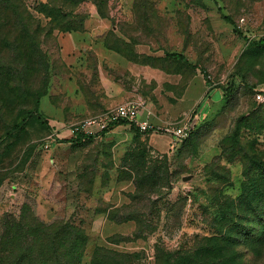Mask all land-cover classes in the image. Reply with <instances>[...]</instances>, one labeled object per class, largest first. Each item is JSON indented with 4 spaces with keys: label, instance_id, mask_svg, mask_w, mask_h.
Wrapping results in <instances>:
<instances>
[{
    "label": "rangeland",
    "instance_id": "1",
    "mask_svg": "<svg viewBox=\"0 0 264 264\" xmlns=\"http://www.w3.org/2000/svg\"><path fill=\"white\" fill-rule=\"evenodd\" d=\"M16 1L0 0V234L6 214L30 234H79L61 229L75 226L87 235L82 264L98 248L156 264L158 245L205 243L243 185L260 179L244 170L264 163V47L251 44L264 39V0H21L29 30ZM86 32L107 54L87 50L71 73L62 39ZM131 100L157 133L120 125L91 142L50 144L36 117H21L36 110L75 124ZM192 121L196 132L172 143L165 129ZM154 166L160 183L139 193L137 170ZM128 217L149 226L141 234ZM57 237L71 251L72 236Z\"/></svg>",
    "mask_w": 264,
    "mask_h": 264
},
{
    "label": "trees",
    "instance_id": "2",
    "mask_svg": "<svg viewBox=\"0 0 264 264\" xmlns=\"http://www.w3.org/2000/svg\"><path fill=\"white\" fill-rule=\"evenodd\" d=\"M8 2L14 3L12 0H8ZM10 8L14 9L12 11L18 18L25 21V29L29 30L33 21L22 1L17 0L16 5L10 4ZM223 19L234 27L236 33H240L237 24L231 17L223 15ZM59 30L68 31L69 29ZM70 30L71 32L74 31L73 28ZM251 44L264 47V39L252 41ZM168 56L173 60L188 63L182 54L170 53ZM224 95L230 97L231 91H226ZM26 114L25 116L24 112L22 113L23 120L36 117L51 134L53 129L50 121L39 116L36 110H29ZM120 125H127L132 131L140 132L133 124L120 120L109 126L99 136L87 137L78 134L63 142L71 145L91 142ZM195 132L196 128L191 136ZM253 164L251 169L244 170V176L249 179L253 171H258L260 179L243 185L241 195L228 205L230 210H222L221 229L210 236H206L205 243L199 245L196 242L193 246H182L176 250H169L158 245L156 264H264V163L254 160ZM159 169L155 166L151 167L150 173L147 167L137 170L136 187L139 193L145 192V187L151 188L160 183ZM132 201H137V196H134ZM127 220L136 221L137 230L141 234L144 233V228L149 226H145V222L139 217H128L125 221ZM67 228L79 234H44L47 237L45 238L43 234H30V231L14 216L4 215L1 221V229L4 230V234H0V264H71L72 258H74L73 264H82L84 250L80 245L87 241V235L75 226L67 225L61 229L67 231ZM59 235L72 236L71 251L55 244ZM52 236H56L54 237L55 241L50 239ZM139 237L141 236L136 234V238ZM41 241H44L45 247L39 249L37 247ZM242 246L246 247L244 248L247 249L248 254L242 252ZM138 256L135 253L126 254L98 248L93 256L92 264H133L135 260L140 259Z\"/></svg>",
    "mask_w": 264,
    "mask_h": 264
},
{
    "label": "built area",
    "instance_id": "3",
    "mask_svg": "<svg viewBox=\"0 0 264 264\" xmlns=\"http://www.w3.org/2000/svg\"><path fill=\"white\" fill-rule=\"evenodd\" d=\"M144 103L139 100H131L123 105L117 106L108 113L90 116L81 122H77L70 126L64 127L62 130H57L54 126L53 131L49 136L50 144L63 142L72 137L82 134L84 136H99L100 133L106 131L109 126L120 121L125 120L133 124L142 133H157L158 130L147 120L143 119L142 113L144 111ZM195 127L193 123H183L179 126H173L165 129L171 137L174 144H180L187 140L193 133ZM49 145H46L48 148Z\"/></svg>",
    "mask_w": 264,
    "mask_h": 264
},
{
    "label": "crops",
    "instance_id": "4",
    "mask_svg": "<svg viewBox=\"0 0 264 264\" xmlns=\"http://www.w3.org/2000/svg\"><path fill=\"white\" fill-rule=\"evenodd\" d=\"M91 35L93 34L89 32H86L85 34H80L79 36L76 34H68L67 36H64V38L62 39V55L61 56H62L64 64L70 70L71 73L78 72L81 69L80 65L85 64L87 57L84 56V53L87 50L95 49L96 52L94 53L97 55V52H98L100 56L107 54V51L105 49H102L101 43H98L96 45L94 44L95 41H93V39L89 37ZM84 36H86V38H84ZM97 46L101 47L99 51H97L96 49ZM98 60L100 61V63H102L101 58H98ZM132 71L136 73L137 69L133 67ZM75 93L76 95H82V93L80 92H75ZM213 93H216V91L213 90L209 96H211ZM106 94H108V91L106 92ZM218 95L220 97V94L218 93L215 96H218ZM83 105H84L83 107L87 106L85 105V102L83 103ZM71 111L73 112V110ZM192 123L194 125L197 123V121H192ZM50 124L54 127H57V130L59 129L62 130L64 127L70 126L73 123H66L60 120H54V121H51Z\"/></svg>",
    "mask_w": 264,
    "mask_h": 264
}]
</instances>
